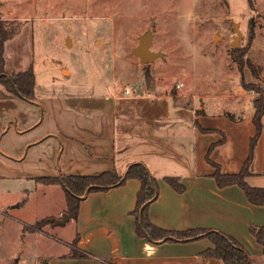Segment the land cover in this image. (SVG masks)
<instances>
[{
	"label": "crops",
	"instance_id": "obj_1",
	"mask_svg": "<svg viewBox=\"0 0 264 264\" xmlns=\"http://www.w3.org/2000/svg\"><path fill=\"white\" fill-rule=\"evenodd\" d=\"M225 1L230 19L250 17L249 0ZM20 35L5 44V70L13 76L31 69L35 100L10 94L0 84V181L42 185L38 180L46 177L113 172L123 177L130 166L143 164L158 183V197L147 209L154 226L222 232L264 264L252 233L264 225V206L251 204L238 185L220 187L215 177L217 170L239 174L252 152L246 182L264 188V113L252 144L260 95L246 89L245 73L235 63L237 72L199 79L189 85L190 93L183 83L170 87L162 78L167 75L155 73L157 64H143L139 57L135 75L120 86L114 69L110 82L93 86L70 82L72 72L63 66L64 80L40 81L33 52L17 42ZM250 42L254 47L255 39ZM253 77L264 86L263 73ZM168 179L178 180L181 191ZM42 186L62 196L59 216L65 214L63 189ZM139 189L137 180H127L87 193L77 220H70L75 237L68 250L49 255L46 264H226L203 257L212 247L208 239L151 242L140 236L134 213Z\"/></svg>",
	"mask_w": 264,
	"mask_h": 264
},
{
	"label": "rangeland",
	"instance_id": "obj_2",
	"mask_svg": "<svg viewBox=\"0 0 264 264\" xmlns=\"http://www.w3.org/2000/svg\"><path fill=\"white\" fill-rule=\"evenodd\" d=\"M249 2L250 17L234 20L225 0H0V19L7 32H21L17 42L33 52L40 81L64 80L63 66L72 72L70 82L93 86L110 82L114 69L120 86L136 73L140 37L151 34L150 50L162 55L152 62L155 73L167 75L162 78L170 87L183 83L190 93L199 79L237 72L233 42L245 53L249 89L263 86L253 76L264 74V0ZM54 191L0 181V264H46L49 255L68 250L75 227L69 218L55 230L64 203Z\"/></svg>",
	"mask_w": 264,
	"mask_h": 264
},
{
	"label": "trees",
	"instance_id": "obj_3",
	"mask_svg": "<svg viewBox=\"0 0 264 264\" xmlns=\"http://www.w3.org/2000/svg\"><path fill=\"white\" fill-rule=\"evenodd\" d=\"M253 24L254 21L251 19L249 22L250 40H252L254 36ZM15 32L16 31L7 32L0 19V84L5 87L8 93L19 96L27 101H34L35 77L33 71L30 69L26 72L9 76L5 70V44L8 40L13 38L16 34ZM232 55L234 62L239 69L242 70L245 65V53L243 52V49L241 47L234 48ZM248 90H253L260 95V97L254 102V122L257 127V135L252 142L254 145L261 133V119L264 113V86L252 85ZM251 160L252 152L239 174L224 175L221 174L220 170H217L215 177L220 187L238 185L244 190L247 199L251 204L255 206H264V188H254L246 182L247 177L250 176L249 165ZM127 180H137L140 184V189L136 198V208L134 211L137 218L138 234L140 236L149 238L151 242L171 239L178 241L208 239L212 243V247L203 252V257L220 259L226 264H258L249 255L246 249L237 242V240L222 232L212 230H187L183 232H174L154 226L147 217V209L158 197V183L143 164L130 166L123 177H120L113 172L104 173L99 176L46 177L38 180V182L46 186H60L63 189L66 198L65 213L69 216L70 220H77L81 200L87 193L109 190ZM167 181L177 191H181V185L178 180L168 179ZM45 223H47V220L41 221L39 225L41 226ZM252 233L257 243L263 248L264 252V225L262 227L252 228Z\"/></svg>",
	"mask_w": 264,
	"mask_h": 264
},
{
	"label": "water",
	"instance_id": "obj_4",
	"mask_svg": "<svg viewBox=\"0 0 264 264\" xmlns=\"http://www.w3.org/2000/svg\"><path fill=\"white\" fill-rule=\"evenodd\" d=\"M152 44V35L147 34L140 37L139 45L133 50V54L141 59L143 64H149L153 61L159 59L162 55L160 53H155L150 50ZM69 220V216L65 213L60 221L56 222V225H63Z\"/></svg>",
	"mask_w": 264,
	"mask_h": 264
},
{
	"label": "built area",
	"instance_id": "obj_5",
	"mask_svg": "<svg viewBox=\"0 0 264 264\" xmlns=\"http://www.w3.org/2000/svg\"><path fill=\"white\" fill-rule=\"evenodd\" d=\"M125 94H126V95H130V94H131V91H130L129 89H126V90H125Z\"/></svg>",
	"mask_w": 264,
	"mask_h": 264
}]
</instances>
